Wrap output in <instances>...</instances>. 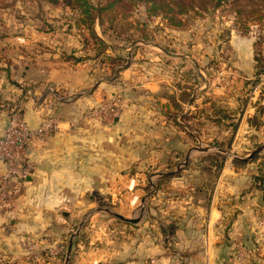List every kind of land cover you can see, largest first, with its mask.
Listing matches in <instances>:
<instances>
[{
	"label": "crops",
	"instance_id": "obj_1",
	"mask_svg": "<svg viewBox=\"0 0 264 264\" xmlns=\"http://www.w3.org/2000/svg\"><path fill=\"white\" fill-rule=\"evenodd\" d=\"M32 70L16 85L0 75V104L20 107L31 128L49 117L57 127L34 141L33 173L19 183L14 204L0 207L6 264L20 262L30 241L35 250L59 244L68 250L72 243L68 264H236L239 250L256 246L264 227L263 195L232 163L223 167L214 188L195 186L184 174L188 157L209 150L181 142L172 150L170 125L164 117L158 124L152 104L125 105L110 119L86 114L120 90V76L92 83L88 71L66 64ZM7 123L8 110L0 106V137ZM178 136L187 138L186 132ZM181 153L183 161L173 162ZM165 183L177 188L164 190ZM101 201L136 203V211L145 201L146 211L122 214L137 223L101 222L107 211L93 204ZM259 256L251 255L248 264H261Z\"/></svg>",
	"mask_w": 264,
	"mask_h": 264
},
{
	"label": "rangeland",
	"instance_id": "obj_2",
	"mask_svg": "<svg viewBox=\"0 0 264 264\" xmlns=\"http://www.w3.org/2000/svg\"><path fill=\"white\" fill-rule=\"evenodd\" d=\"M153 3L121 0L100 13L91 11V21L84 9L106 7L105 0H0V75L16 85L31 68L33 74L34 68L66 64L76 72L88 71L92 83L120 76V90L86 114L110 119L116 113L105 118L103 107L118 109L119 116L125 105L148 102L160 116L158 124L164 117L170 125L172 150L181 142L188 149L210 151L193 159L189 155L184 173L189 182L214 188L223 167L232 163L261 191L256 177L264 176V0H165L173 10L165 14L160 9L164 2ZM181 4L186 13L177 11ZM3 103L9 118L15 106ZM179 131L187 138H179ZM259 148L254 158L237 159ZM183 157L176 154L172 161ZM161 188L177 187L165 183ZM144 203L137 211L136 203L124 201L93 204L107 211L101 222L121 223L115 215L143 216ZM262 232L256 246L243 254V264L251 255H261L264 264L263 226ZM33 242L26 243L16 264L38 263L35 255L41 248L35 250ZM4 254L0 250V264H6ZM48 255L41 257L66 264L68 250Z\"/></svg>",
	"mask_w": 264,
	"mask_h": 264
},
{
	"label": "built area",
	"instance_id": "obj_3",
	"mask_svg": "<svg viewBox=\"0 0 264 264\" xmlns=\"http://www.w3.org/2000/svg\"><path fill=\"white\" fill-rule=\"evenodd\" d=\"M105 118L114 115L118 116V109L114 107H103ZM113 118V117H111ZM57 127V121L54 118L44 119L37 128H31L23 115L20 107L11 108L8 123L3 135L0 137V162L4 167V172L0 175V207L14 204L19 193L20 181H25L34 171V164L31 157V149L37 138H45ZM67 246L59 244L49 246L36 253L35 257H41L42 253L54 257L66 252ZM244 252L237 253L238 262L243 264Z\"/></svg>",
	"mask_w": 264,
	"mask_h": 264
},
{
	"label": "trees",
	"instance_id": "obj_4",
	"mask_svg": "<svg viewBox=\"0 0 264 264\" xmlns=\"http://www.w3.org/2000/svg\"><path fill=\"white\" fill-rule=\"evenodd\" d=\"M78 1H80V0H78ZM120 1L121 0H105V2H106L105 6L106 7H97V8L95 7L94 8V6L90 5V7L88 6V8L86 7L84 9V14L88 17V19H90L91 21H93L94 15H93V13L91 11L96 12V13H100L101 11H103V9L109 8V7L113 6L114 4H116V3L120 2ZM131 1H143V2H145L147 4L156 1V3H153L154 6L157 5V1L158 2H164V5H160V9H161L162 13L164 12V14H165V13H170V12L173 11L165 3V0H131ZM84 4H87V3L84 2ZM177 11L180 12V13H186L188 11V9H186L181 4V5H179V8L177 9ZM91 34L93 35L94 34V31H92ZM98 41H101V40L98 39ZM256 179H257V183H258V185H259V187H260V189L262 191V194H263V205H264V176L263 177L262 176L261 177H256ZM251 250H252V248L251 249H248L247 251H251Z\"/></svg>",
	"mask_w": 264,
	"mask_h": 264
},
{
	"label": "water",
	"instance_id": "obj_5",
	"mask_svg": "<svg viewBox=\"0 0 264 264\" xmlns=\"http://www.w3.org/2000/svg\"><path fill=\"white\" fill-rule=\"evenodd\" d=\"M201 150V149H199ZM201 151H205V149H202ZM260 152V148L257 149L252 155H250L248 158H237L238 160H243V161H247V160H250L252 158H254L258 153ZM26 180H29V178H27ZM22 181H20L21 183ZM116 217L120 218L121 220L123 221H126V222H131V223H137L138 222V219H126L120 215H115ZM71 251H72V243L69 245V248H68V259H67V262L66 264L69 263V260H70V255H71Z\"/></svg>",
	"mask_w": 264,
	"mask_h": 264
}]
</instances>
